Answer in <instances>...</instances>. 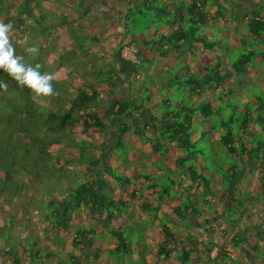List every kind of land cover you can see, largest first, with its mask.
<instances>
[{
	"label": "trees",
	"instance_id": "trees-1",
	"mask_svg": "<svg viewBox=\"0 0 264 264\" xmlns=\"http://www.w3.org/2000/svg\"><path fill=\"white\" fill-rule=\"evenodd\" d=\"M66 1L52 0L68 7L54 37L65 27L74 40L69 18L89 0H69L77 9ZM120 1L127 9L108 30L120 35L115 55L123 68L105 57L97 63L87 39L99 46L101 33L88 36L77 24L85 39L78 53L92 61L71 84L57 65L50 73L58 95L36 103L0 71L8 85L0 89V254L13 264H24L23 254L29 264H84L77 254L89 252L93 264H109L104 254L110 264H198L205 253L264 264V0ZM34 5L0 0L1 21L27 36L39 20ZM128 46L137 61L122 57ZM145 62L152 80L133 91ZM77 75L92 80L79 86ZM169 151L166 174L157 163ZM42 188L53 198L38 196ZM205 204L216 206L206 223ZM217 227L218 236L206 235Z\"/></svg>",
	"mask_w": 264,
	"mask_h": 264
},
{
	"label": "rangeland",
	"instance_id": "rangeland-1",
	"mask_svg": "<svg viewBox=\"0 0 264 264\" xmlns=\"http://www.w3.org/2000/svg\"><path fill=\"white\" fill-rule=\"evenodd\" d=\"M77 1H79V0H77ZM93 1H95V4L93 3V8L90 10V12L88 14H84V11H86L88 9V7H90L88 4H91V2H93ZM93 1L89 0V1H86V3L84 5L81 4V9L74 11V14H72L71 18H69L68 26L70 28H72V32L74 31L73 34L75 35V36H73L74 40H72V38L70 37V30L69 29L67 30L65 27L59 31L58 36L54 37V35L57 33V28L63 27L62 21L64 20V17L61 14H63L64 8H68V7L66 5H64L63 7L57 8L56 6L52 5V0H34L35 5H34L33 9H34V12L36 14H35V16H33V19L36 18L39 20H37V22L34 20L32 25L30 26V29H29L27 36L22 35L21 31L19 32L16 30L13 33L14 36H12L14 38L12 40V42L14 43V47H15L16 51H20V50L26 49L27 47H30L29 46L30 44H31V46L38 45L40 48V53L38 56H31L29 54L24 55L22 52H20L19 55L24 56V62L26 63L28 60V64H31L33 66H35L36 64H40L41 69L44 68V70H45L44 72H49V73L51 71H54V68H56L58 65V66H60L62 74L65 77H69L70 84L73 83V80L71 79L73 77V75L77 74L79 72V70H80V72L85 71L84 70L85 61H88V59L90 60V62L92 61L90 59V56L86 55L85 53H83V52L78 53L79 52V46H77L78 43L82 44L85 41V39L83 38V35H82V31L79 30L75 26V25L79 24L81 26H84L86 31H89L88 36L99 35V33H101L100 35L102 37V41H101L99 46L92 45L89 37L87 39V44L91 45L92 54L93 55L96 54L98 56L97 63H102L101 57H105L108 61L114 62V64H116L118 67L123 68L124 64H122L120 61L117 62L116 55H115L116 52L118 51V46L116 45V43H118V40L120 39V35L118 33L114 32L113 29H110V30H108V29H109V26L112 25L114 15L117 13V11L126 10L127 4L125 2L120 1V0H93ZM105 2H106V5L103 4ZM45 3L47 4V6ZM65 3H67L69 5V7L73 5V6H75L76 9L78 8L77 3H75V2L72 3L69 0H67ZM70 9H71V7H70ZM18 11H19L18 6H15V9L11 7L10 13L8 15L9 16L16 15V13H18ZM1 20H2V18L0 17V21ZM71 20H72L74 26L70 25ZM80 38H82V39L80 40ZM86 48H87V46H85V47L83 46V49H81V50H85ZM88 51H89V49L87 48V50L84 52H87V54H88ZM122 57L127 59V60L137 61L136 48L133 46L125 47L122 50ZM149 66H150V64L147 62L138 64L136 71L139 74V78H136V80L134 81L135 83L133 86V91L139 90L137 87H139L140 85L145 86L151 82L152 76L149 75V74H151V72L148 71ZM76 77H77L79 86L83 84V83L81 84L82 81L86 80V79H83L82 77H80V75H77ZM159 79H160V77H159ZM91 80L88 79V80H86V82L91 81ZM67 83H69V82H67ZM128 86H129L128 82L121 85V92H122L123 96L127 95ZM64 89H69V87L66 86ZM161 92H163V90H161ZM147 94H149V93L146 92L145 94H143L144 100H146L145 96ZM150 105H152V102L150 103ZM142 115H141V117H143L145 119V117ZM95 139H96V141H101L102 136L97 134L95 136ZM108 139H109L108 140L109 141L108 146H110V143L113 142L114 135L109 136ZM137 146H141V143L138 142ZM127 150H129V148H127ZM94 152L99 154L100 150L94 149ZM129 152L131 153L132 151H129ZM118 154H119V151L117 149L115 151L114 156H118ZM171 154H172V151H169V153H166L165 155H161V157H163V159L161 158L162 160H159L160 164L157 163V165H159V166L163 165L161 168H162V170H164V172L166 174L168 173V171L164 167L165 164H161V163L170 160ZM149 167L156 168V165H154V166L149 165ZM209 170L214 171L211 168V166L209 167ZM241 179L245 180V181L247 180V179H245V176H243ZM36 186H37V184L34 185V188ZM42 190H43V188L41 189V191L37 192L38 196H44L45 195V197H47L46 198L47 201H49L50 199L53 198L52 192L51 193L50 192L42 193ZM246 190H247V188L243 187V189H242V195L243 196H245L247 194ZM40 200H42V199L40 198ZM183 200H185L187 203L190 201V198L188 196L187 197L184 196ZM191 200H192V198H191ZM229 200H230L229 196L225 198L226 202H229ZM143 201H144L143 199H140V202H143ZM42 203H47V202H42ZM136 205H138V204H136ZM129 206H131V207H129L126 212L131 213V215H133V212L131 209L134 208V204L132 202H129ZM32 207H33L32 208L33 214L31 217H33L32 220H35V219H37L36 208L34 206H32ZM204 207L207 209V212L204 213L205 215L202 217L203 218L202 220L204 223H206L207 222L206 215L209 214V216H210L211 213L216 209V206H214L213 204H205ZM137 213H138V211H137ZM152 214L153 213L147 215L148 218H150L151 220H152ZM34 222H35V226H39L37 229L42 233V229H41L42 224L38 223L37 221H34ZM219 234H220V228H218V227H217L216 231H214L212 233H210V232L206 233V235L208 237H210L211 235L218 236ZM66 238H67V245H66L67 250L66 251H68L72 248L71 236H67ZM18 245H19V243H18ZM22 247H25V246L22 245ZM26 248H30V250H31V247L29 245L26 246ZM241 251H244V250H241ZM31 252L34 253V251H31ZM31 252L29 251V253H31ZM77 255L79 256L80 262H83L84 264H93L94 256L91 252L84 253V254H77ZM214 256H216V249L212 253H210V257H214ZM23 257H24V260H23L24 264H26V263L29 264L30 259H29L28 255L23 254ZM137 257H138L137 254L133 256L134 259H136ZM68 260H69V257L67 258L66 261L68 263H70ZM101 260L102 261L107 260V261H109V264L111 262L110 257L107 256L106 254H104L102 256ZM227 262H230V263H227ZM231 262L233 264H235V262H233V260H231L230 258H226L224 263H222L220 260H209V255L207 253H205L202 255L201 261L198 264H231ZM0 263H2V264H13L12 259H10L9 257H5L4 255H1V254H0ZM33 264H39V263H38V261H36ZM189 264H194V263L192 261ZM239 264H242V263H239Z\"/></svg>",
	"mask_w": 264,
	"mask_h": 264
},
{
	"label": "clouds",
	"instance_id": "clouds-1",
	"mask_svg": "<svg viewBox=\"0 0 264 264\" xmlns=\"http://www.w3.org/2000/svg\"><path fill=\"white\" fill-rule=\"evenodd\" d=\"M14 25L0 21V71L10 76L19 87H26L33 93L36 103H41L42 98H50L58 95L53 82L57 80L56 73L41 72L40 64L35 66L24 62L23 55H17L12 42ZM31 56H38L40 48L33 45L25 49ZM0 89L8 90V85L0 81Z\"/></svg>",
	"mask_w": 264,
	"mask_h": 264
}]
</instances>
